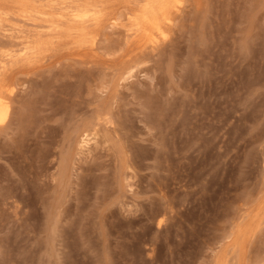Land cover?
I'll return each instance as SVG.
<instances>
[{"label": "rangeland", "instance_id": "rangeland-1", "mask_svg": "<svg viewBox=\"0 0 264 264\" xmlns=\"http://www.w3.org/2000/svg\"><path fill=\"white\" fill-rule=\"evenodd\" d=\"M157 6L0 0V264H264V0Z\"/></svg>", "mask_w": 264, "mask_h": 264}, {"label": "bare ground", "instance_id": "bare-ground-1", "mask_svg": "<svg viewBox=\"0 0 264 264\" xmlns=\"http://www.w3.org/2000/svg\"><path fill=\"white\" fill-rule=\"evenodd\" d=\"M156 1L158 2V6H157L158 9L161 10L162 9V3H163L164 0H156ZM149 8H150V10L148 11V13L146 11H143L142 14H140L139 19L136 20L135 24L137 26H141V27H143L144 25L148 24L151 27H154L156 30H158V32L160 34H163V30H161L160 26H158V20L156 19V16H155V14L157 12L154 10V8L151 5L147 6V9H149ZM90 10H91L90 7H86V4H85V5L82 6V8L79 7V8L76 9V12L73 13V17L75 19H85L88 16H90ZM78 32H79L78 33L79 37H84L85 34H86V32L83 31L82 29H80ZM146 35L147 36L150 35L149 37H151V33H147ZM7 102L8 101H7V98H6L5 94L4 93H0V121L1 120L3 121L5 119L7 113H8L7 112V110H8V103ZM90 123H91V121H90ZM87 124H89V123H87ZM97 134H98V132L94 128H92V129H87V128L82 129V131L80 132V135H79V140H78L79 142L77 143L78 144L77 146L82 147V149H80V150L82 151L83 149H86L84 147H87L91 140H94L96 142ZM77 136H78V134H77ZM66 155H68V156H66ZM66 155L63 156L62 160L65 159L66 157H68L67 161H69L70 160L69 159L70 158L69 154H66ZM66 159H65V161L63 160L62 163L63 162L64 163L67 162ZM64 165L66 166V163ZM62 166H63V164H62Z\"/></svg>", "mask_w": 264, "mask_h": 264}]
</instances>
